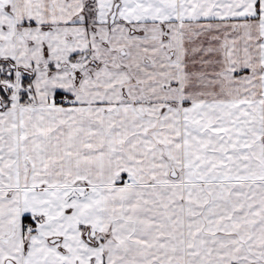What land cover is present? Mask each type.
<instances>
[{"label":"snow or ice","instance_id":"obj_1","mask_svg":"<svg viewBox=\"0 0 264 264\" xmlns=\"http://www.w3.org/2000/svg\"><path fill=\"white\" fill-rule=\"evenodd\" d=\"M0 264H264V0H0Z\"/></svg>","mask_w":264,"mask_h":264}]
</instances>
